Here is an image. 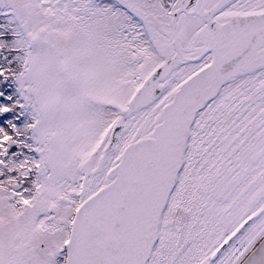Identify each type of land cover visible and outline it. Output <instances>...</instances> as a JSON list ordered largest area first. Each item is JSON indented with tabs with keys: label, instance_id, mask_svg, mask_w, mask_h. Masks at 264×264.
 Masks as SVG:
<instances>
[{
	"label": "snow or ice",
	"instance_id": "snow-or-ice-1",
	"mask_svg": "<svg viewBox=\"0 0 264 264\" xmlns=\"http://www.w3.org/2000/svg\"><path fill=\"white\" fill-rule=\"evenodd\" d=\"M0 264H264V0H0Z\"/></svg>",
	"mask_w": 264,
	"mask_h": 264
}]
</instances>
